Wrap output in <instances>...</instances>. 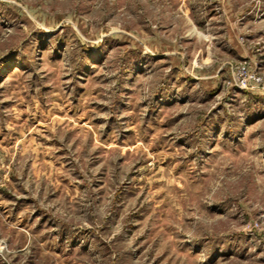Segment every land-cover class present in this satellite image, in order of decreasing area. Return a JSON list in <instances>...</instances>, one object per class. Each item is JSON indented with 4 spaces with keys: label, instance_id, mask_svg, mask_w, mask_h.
I'll return each mask as SVG.
<instances>
[{
    "label": "rangeland",
    "instance_id": "1",
    "mask_svg": "<svg viewBox=\"0 0 264 264\" xmlns=\"http://www.w3.org/2000/svg\"><path fill=\"white\" fill-rule=\"evenodd\" d=\"M0 264H264V0H0Z\"/></svg>",
    "mask_w": 264,
    "mask_h": 264
}]
</instances>
